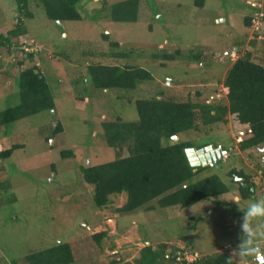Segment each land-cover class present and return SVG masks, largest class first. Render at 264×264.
Here are the masks:
<instances>
[{"label":"rangeland","instance_id":"374dc122","mask_svg":"<svg viewBox=\"0 0 264 264\" xmlns=\"http://www.w3.org/2000/svg\"><path fill=\"white\" fill-rule=\"evenodd\" d=\"M119 1L85 0L81 3V21L61 23L50 19L44 7L34 1L35 17L31 20L24 18V23L28 24L26 40H34L38 52L34 57H27L15 70L4 57L3 64L10 75L40 65L52 86L56 106L53 110L20 119L4 129L9 132L10 143L19 141L25 143V147L15 150L11 158L0 163V179L3 175L9 176L18 196L14 203L0 207V264L23 262L22 258L32 250L76 238L77 254L81 255L79 262L85 264L93 261L109 264V260L115 257L133 262L142 247L160 241L167 243L169 252L175 246L185 244L207 252L227 248L242 264H250L235 251L245 238L241 228L245 221L244 211L251 202L264 199V180H261L264 174L260 169L264 162H252L250 159L253 158L242 156L239 148L233 150V146L238 145L237 138L245 135L235 115H230L226 125H213L209 134L206 129L180 134L181 140L197 146L202 143L222 144L223 150L229 153L228 157L220 159L215 167L210 164L212 171L219 173L231 189L183 211L176 209L171 214V210L149 205L146 211L120 213L117 208L126 202L125 193L111 195L108 205L100 208L94 202V185L84 180L80 169L116 158V150L108 145L100 118L107 117L110 111L123 114L129 120L138 118L135 102L130 105L121 102L113 90L96 88L87 81L88 66L93 61L114 63L109 55L123 51L124 54L120 55L127 56L125 61L152 72L154 79L141 86L171 93L180 87L179 91L183 92L201 86L207 97H221L224 94L223 80L219 82L218 78L223 77L226 67L235 58L227 55L224 62H217L213 68L207 69L205 64L194 61L191 52L199 44L206 45L213 40L221 48L219 51L225 48L229 53L235 52L234 45L238 42L243 47L238 48L239 55L252 50L249 43L252 30L264 21V0H207L201 8L189 4L194 0H141L139 20L133 23L112 19L111 7ZM0 2L4 14L12 16L11 21L19 16L18 11H14L15 0ZM250 3L257 7H251ZM251 14L255 17L253 27L245 24L246 16ZM1 16L0 32L11 24ZM103 32L109 33L111 40L119 41L121 47L114 46L110 51L109 41L102 38ZM175 48L185 52L175 60L164 61L163 52H172ZM86 49L91 52L86 54ZM62 52L69 57L61 55ZM234 54L236 57L237 53ZM116 59L119 60L117 63L123 64L122 56ZM206 77H209L207 82L204 81ZM0 79L2 81L3 77ZM13 84L14 77L6 86ZM208 85H217L218 90L205 89ZM10 90L2 97V109L20 103V94L12 88ZM147 91L150 90L139 87L129 97L151 95L152 92ZM80 95L87 98L83 107L77 104ZM58 123L63 125L64 131L54 134L53 129ZM64 149H73L76 156L63 157L60 151ZM233 168L244 169L249 175L256 174V179L261 180V188L251 198L240 200L239 185L229 178V170ZM197 215H204L207 220L200 221L194 232L189 223ZM247 223L257 233L253 240L258 239V242H253V246L264 247V216L248 217ZM104 230L107 236L100 249L93 234ZM184 234L189 236L188 239ZM245 246L252 247L249 243ZM188 256L194 258V254ZM255 259L264 263V253L256 254Z\"/></svg>","mask_w":264,"mask_h":264},{"label":"trees","instance_id":"16d2710c","mask_svg":"<svg viewBox=\"0 0 264 264\" xmlns=\"http://www.w3.org/2000/svg\"><path fill=\"white\" fill-rule=\"evenodd\" d=\"M15 1L14 11H18L19 16L12 21L10 20L12 16L7 17L4 14L0 2V13L3 15V17L0 15L1 19L11 21V24L0 32V78L3 77L2 81L0 79V105L3 106L2 97L8 91L11 92L10 88L20 94V103L4 109L0 107V163L11 158L15 150L25 147V143L19 141L10 143L9 132L4 129L20 119L45 110H53L56 106L52 86L40 65L36 64L13 75L8 74L9 71L4 67L5 58L15 70L24 64L27 57H34L39 50L35 49L37 43L34 44V40L30 42L26 40L28 24L24 23V18L31 20L35 17L33 6L36 3L44 7L46 15L52 20L60 23L71 20L81 21L83 19L81 3L85 0H34L35 3L33 0ZM140 4L141 0H121L113 4L112 19L124 23L137 22L141 14ZM189 4L201 8L207 4V0H194ZM250 6L257 7L253 3H250ZM262 17L264 19V12ZM254 18L252 14L246 16L245 24L253 27ZM252 32L253 36L249 43L253 49L239 55L238 48L243 47L238 42L239 47L234 45L236 57L235 52L229 53L225 48L219 51L221 48L215 45L217 43L214 40L206 45L199 44L200 46H196L193 52L189 50L194 61L205 64L207 69L213 68L217 62H224L227 55L235 58L226 67L223 77L218 78L219 82L223 80L224 94L221 97L215 96L216 93L210 95V97L215 96L214 98L207 97L201 86H197L195 90L188 88L183 92L179 91L180 87L178 90L173 89L172 93L156 87L141 86L145 81L154 79L152 72L142 66L134 65L131 61H125L127 56L120 55L123 51L112 52L109 55L114 63L93 61L88 66L86 77L91 85L113 90L112 93L121 99V102L124 101L129 105L135 102L138 113V118L135 120H129L123 114L112 111L107 117L100 118L106 141L116 150V158L98 165L83 166L80 169L84 180L94 185L96 206L105 207L110 202L111 195L125 193L126 202L117 208L120 213H130L139 209L146 211L151 205L152 208L171 210V214H174L176 209L178 212L183 211L230 192V185L219 173L212 171L211 164L194 166L190 163L186 148L194 146V143L180 139L181 133L189 131L203 132L206 129L205 132L209 134L213 125L228 124L230 115H235L245 130L244 137L237 138L238 145H234L233 150L239 148L242 156L245 154L253 158L250 159L252 162H264L262 150L264 148V21L260 27L253 28ZM102 38L104 41H109L110 51L114 50L112 48L114 46L121 47V43L111 40L107 32L102 33ZM90 52V49L85 50L86 54ZM182 52L185 50L175 48L172 52H163L162 56L164 61L175 60ZM61 55L69 57L64 52ZM120 56L124 59L123 64L117 63L119 60L116 58ZM13 77V86H6L8 80ZM207 79L209 77L204 81L207 82ZM87 85L91 88V85ZM139 87L149 89L147 93L152 92L151 95L141 97L140 94H136L129 97ZM204 88L209 91L218 90L217 85H208ZM86 99L85 96L80 95L77 98L78 106H85ZM63 131L64 127L61 123L53 129L54 134ZM46 139L49 140L50 136ZM204 144L198 146L203 147ZM60 152L65 158L76 156L73 149H64ZM228 155L227 151L225 156ZM222 158L219 157L213 166L215 167ZM261 167L264 174L263 163ZM256 176V174L249 175L244 169L229 170L230 180H236L239 185L240 200L251 198L254 192L261 188V180H264V176L261 180H257ZM236 177L241 179L238 180ZM245 183L248 185L245 186ZM15 189L11 178L3 175L0 179V207L18 200ZM203 220H207L204 215L192 217L189 227L195 232L199 222ZM184 235L186 238V234ZM105 236H107L106 230L93 234L100 249L103 247L102 240ZM77 239L60 240L44 249L32 250L22 258L23 262L14 261V264H85L78 259L81 255L77 254L75 243ZM252 243L250 242L249 245ZM166 248L167 243L161 241L148 244L141 248L140 255L133 262L115 257L108 263L242 264L227 248L216 250L214 248L211 252L198 250L189 244L183 247L175 246L171 252ZM188 254H194L195 257L191 260ZM255 255H246L244 258L250 264H264L256 260ZM91 264L100 263L93 261Z\"/></svg>","mask_w":264,"mask_h":264},{"label":"clouds","instance_id":"9594fccd","mask_svg":"<svg viewBox=\"0 0 264 264\" xmlns=\"http://www.w3.org/2000/svg\"><path fill=\"white\" fill-rule=\"evenodd\" d=\"M207 145H209V144L205 143L203 147H205ZM213 146H214L215 149H221V151H223V156L222 157H227V156H225L227 154V150H223L222 144H218L217 146H215L213 144ZM189 147H195L196 149L202 148V147H199L197 145L189 146ZM262 150L264 151V148ZM215 161H217V160H214V163H215ZM208 164H210V162H208L207 164H199V165H208ZM194 166H198V165H194ZM236 179L239 180L241 178L240 177H236ZM244 185L247 186L248 183H245ZM252 188L254 189V187H252ZM258 216H264V199H258L256 201L251 202L248 205L247 209L244 211L245 221H244V223H242L241 228H242V231L244 233V237L245 238H244L243 242L240 244L238 250L235 251L236 254L238 256H240V257H244L246 255H252V254L259 255L261 253H264V247H262L261 245H255V246H252V247H246L245 246L246 244H248L250 242L251 243L252 242H258V239L257 240H253L257 236V233L254 232L253 229L249 228L248 223H247V218L248 217H258ZM251 245H253V244H251ZM259 261H260V259H259Z\"/></svg>","mask_w":264,"mask_h":264},{"label":"water","instance_id":"95a60500","mask_svg":"<svg viewBox=\"0 0 264 264\" xmlns=\"http://www.w3.org/2000/svg\"><path fill=\"white\" fill-rule=\"evenodd\" d=\"M186 153L192 165L207 164L208 162L214 163V160H218L219 157L223 156V151L221 149H215L213 144H209L200 149L187 147Z\"/></svg>","mask_w":264,"mask_h":264},{"label":"built area","instance_id":"2783aa9c","mask_svg":"<svg viewBox=\"0 0 264 264\" xmlns=\"http://www.w3.org/2000/svg\"><path fill=\"white\" fill-rule=\"evenodd\" d=\"M221 147V146H220Z\"/></svg>","mask_w":264,"mask_h":264}]
</instances>
